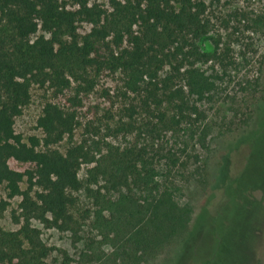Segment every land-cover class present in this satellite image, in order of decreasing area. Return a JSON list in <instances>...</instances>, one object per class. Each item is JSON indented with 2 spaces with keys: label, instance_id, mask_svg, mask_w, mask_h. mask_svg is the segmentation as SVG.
Here are the masks:
<instances>
[{
  "label": "trees",
  "instance_id": "obj_1",
  "mask_svg": "<svg viewBox=\"0 0 264 264\" xmlns=\"http://www.w3.org/2000/svg\"><path fill=\"white\" fill-rule=\"evenodd\" d=\"M227 1L231 0H109L110 9H106L78 0L79 7L69 9L61 0H0V188L7 191L6 198L0 197V218L10 200L22 198L20 213L13 211L19 229L0 230V264H46L54 252L63 256L62 264L73 262L66 250L43 241L33 221L46 229L71 232L74 243L79 244L80 232L93 216L91 210L77 216V194L83 189L97 207L91 226L100 229L104 241L88 238L78 264H140L148 250L158 248L150 245L141 226H148L147 231H155L164 242L178 228L181 232L186 229L182 223L185 213L156 179L154 160L168 155L163 153L165 149L155 148V143L181 124L195 127L200 120L202 112L191 97L204 100L211 82L197 65L219 59L223 49L207 51L208 40L218 50L221 42L210 35L216 21L208 11ZM81 21L92 25L85 35L77 32ZM254 24L264 28V14ZM91 71L121 75L126 93L139 98V107L126 110H131V117L142 114L140 130L149 141L146 146L108 145L98 157L90 156L82 145H71L65 153L53 149L73 133L77 121L74 112L51 102L45 104L36 122L42 137L34 135L25 141L16 132L15 119L30 104L33 85L50 84L62 92L71 86V79L91 83ZM256 106L255 125L264 101ZM262 127L247 131L243 127L234 134H239L237 145L249 148L248 164L253 161L257 169L246 166L241 178L226 188L225 206L213 220L219 240L216 255L197 264H221L227 258L252 264L248 261L255 256L264 220ZM133 130V122L121 120L115 134ZM9 160L33 168L17 171ZM84 164L92 165L87 185L79 177ZM247 178L252 181L246 182ZM25 179L28 187L22 190ZM35 187L38 190L33 193ZM253 190L262 193L260 200L253 197ZM114 195L117 201L112 199ZM112 234L133 245V250L123 248L120 260L103 251ZM137 234L142 238L134 243L131 237Z\"/></svg>",
  "mask_w": 264,
  "mask_h": 264
},
{
  "label": "rangeland",
  "instance_id": "obj_2",
  "mask_svg": "<svg viewBox=\"0 0 264 264\" xmlns=\"http://www.w3.org/2000/svg\"><path fill=\"white\" fill-rule=\"evenodd\" d=\"M61 1L65 2L69 9L79 7L78 0ZM88 5L110 9L109 0H88ZM208 14L214 22L216 21L215 29L210 35L221 42L218 50L214 42L208 40L207 51L213 53L215 50L220 52L223 49L219 59L212 58L209 62L203 61L197 65L211 82L204 100L198 101L197 96L191 97L202 112V116L195 123V127L189 123L181 124L162 135L160 141L155 143V148L165 149L163 153L168 155L154 160L156 179L161 189H168L172 193L179 210L185 213L186 221L182 223L186 229L181 232L175 227L177 232L171 235L170 241L164 242L156 237L155 231L150 229V232L147 231L148 226L145 228L141 226L143 229L141 233L147 235L146 239L150 245L155 244L158 248H153L152 253L148 250L140 264H197L214 259L219 240L213 220L225 206L226 188L241 178L246 166L250 170L257 169L253 161L248 164L249 148L246 145H237L239 134H234L243 127L246 130L252 119L250 128L263 125L264 135V106L257 116L256 125L253 119L256 105L264 101V28H257L254 24L255 19L264 14V0L222 2L221 7H212ZM77 26L80 35L87 34L92 28L86 21L78 22ZM89 74L91 83L71 79V86L62 92L50 84L43 87L33 85L30 104L23 108L21 116L15 119L16 132L21 134L25 141L34 135L42 137V132L36 128V122L45 104L51 102L65 111L74 112L77 121L73 133L66 135L62 142L52 147L53 149L65 153L71 145H82L90 156L98 157L99 153L106 151L108 145L146 146L149 141L140 130L142 114H134L131 117V110L128 112L126 110L139 107V98L135 94L126 93L122 76L109 71L99 74L91 71ZM185 91L187 95L190 94L187 87ZM121 120L133 122V132L115 134V128ZM261 144L263 150L264 141ZM8 163L12 169L21 172L33 168L30 164H20L15 160H9ZM90 166L92 165L84 164L79 172L80 179L86 185ZM245 181L250 182L252 179L247 178ZM21 187L22 190L27 189L26 179ZM91 187L96 190L100 186ZM37 190L35 187L33 193ZM6 195L7 191L3 186L0 188V197L6 198ZM77 195L79 200L77 216L81 217L86 210L93 212L92 218L80 232L82 241L79 244L74 243L71 232L62 233L46 229L38 221H33V225L41 231V237L47 245L68 252L73 259L70 264H78L80 250H85V241L88 238L98 242L104 241L100 229L91 226L97 208L93 204V199L88 197L85 189ZM252 195L258 200L262 197L259 190H253ZM112 199L117 201L118 196L114 195ZM21 200V197L10 200V207L0 218V230L19 229L20 225L13 219V211L20 213ZM261 214L264 215V210H261ZM226 229L234 231L233 227ZM180 233L181 238L178 237ZM111 237L112 241L103 247L105 254L113 253L118 255L120 260L124 256L123 248L133 250L130 241L126 244L123 240L116 239V234H112ZM131 238L136 243L142 237L137 234ZM263 261L264 220L260 239L256 243L255 256L250 258L248 263L262 264ZM62 262L63 256L54 252L46 264ZM221 264L238 263L227 258Z\"/></svg>",
  "mask_w": 264,
  "mask_h": 264
}]
</instances>
